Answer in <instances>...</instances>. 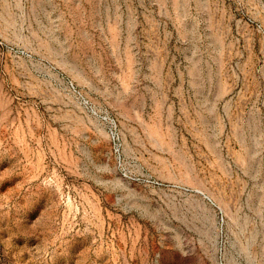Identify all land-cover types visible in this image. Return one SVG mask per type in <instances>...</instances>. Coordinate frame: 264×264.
Instances as JSON below:
<instances>
[{"label":"rangeland","instance_id":"374dc122","mask_svg":"<svg viewBox=\"0 0 264 264\" xmlns=\"http://www.w3.org/2000/svg\"><path fill=\"white\" fill-rule=\"evenodd\" d=\"M0 264H264V0H0Z\"/></svg>","mask_w":264,"mask_h":264}]
</instances>
